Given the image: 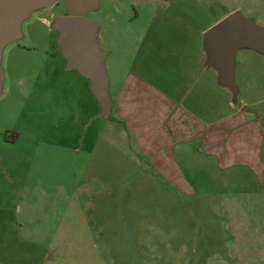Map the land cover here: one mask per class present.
Wrapping results in <instances>:
<instances>
[{
    "label": "rangeland",
    "instance_id": "374dc122",
    "mask_svg": "<svg viewBox=\"0 0 264 264\" xmlns=\"http://www.w3.org/2000/svg\"><path fill=\"white\" fill-rule=\"evenodd\" d=\"M64 2L32 11L2 53L0 264H264V171L190 173L183 196L96 150L111 120L93 123L88 94L78 123L77 104L62 101L78 92L50 28ZM184 12L209 26L238 12L264 27V0H99L85 17L119 56L125 39ZM160 14L170 23L155 21ZM234 60L236 101L264 126V51L239 49Z\"/></svg>",
    "mask_w": 264,
    "mask_h": 264
},
{
    "label": "crops",
    "instance_id": "0c3cea01",
    "mask_svg": "<svg viewBox=\"0 0 264 264\" xmlns=\"http://www.w3.org/2000/svg\"><path fill=\"white\" fill-rule=\"evenodd\" d=\"M154 20L171 23L168 28L156 24L141 30L136 42L133 35L125 39L119 56L117 49L107 46L106 61L113 64L107 73L114 106L111 123L100 125L96 150L104 149L106 157L115 154L120 165L129 163L142 174L140 178L164 180L183 196L191 195L190 173L207 178L213 169L224 173L238 166L264 171L262 121L253 110L243 111L245 102L234 101L216 71L207 66L204 36L212 26L200 25V16L185 12L172 14L169 20L160 14ZM77 78L76 97L62 98L68 107L77 104L76 122L87 94L92 98L93 123L98 118L107 122L99 116L88 82ZM66 89L70 92L68 85ZM153 188L164 190L159 191L164 196L171 194L165 187Z\"/></svg>",
    "mask_w": 264,
    "mask_h": 264
},
{
    "label": "water",
    "instance_id": "95a60500",
    "mask_svg": "<svg viewBox=\"0 0 264 264\" xmlns=\"http://www.w3.org/2000/svg\"><path fill=\"white\" fill-rule=\"evenodd\" d=\"M57 0H0V81L3 77L1 59L3 49L21 36L20 26L36 10L51 7ZM66 15L53 19L50 28L57 34V48L66 72H74L85 79L99 105V116L111 118L114 106L110 95V81L106 69L108 51L99 45L97 23L85 17L99 8V0H65ZM207 66L213 68L219 83L230 90L236 101L234 56L239 49L264 51V27L234 12L211 27L204 36ZM243 111H250L247 107Z\"/></svg>",
    "mask_w": 264,
    "mask_h": 264
},
{
    "label": "flooded vegetation",
    "instance_id": "af4514ba",
    "mask_svg": "<svg viewBox=\"0 0 264 264\" xmlns=\"http://www.w3.org/2000/svg\"><path fill=\"white\" fill-rule=\"evenodd\" d=\"M65 15H66V12H65Z\"/></svg>",
    "mask_w": 264,
    "mask_h": 264
}]
</instances>
